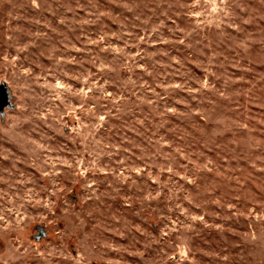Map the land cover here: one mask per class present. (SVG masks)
<instances>
[{"label":"rangeland","instance_id":"374dc122","mask_svg":"<svg viewBox=\"0 0 264 264\" xmlns=\"http://www.w3.org/2000/svg\"><path fill=\"white\" fill-rule=\"evenodd\" d=\"M0 264H264V0H0Z\"/></svg>","mask_w":264,"mask_h":264},{"label":"water","instance_id":"95a60500","mask_svg":"<svg viewBox=\"0 0 264 264\" xmlns=\"http://www.w3.org/2000/svg\"><path fill=\"white\" fill-rule=\"evenodd\" d=\"M4 108V101L3 99L0 97V110L2 111Z\"/></svg>","mask_w":264,"mask_h":264}]
</instances>
